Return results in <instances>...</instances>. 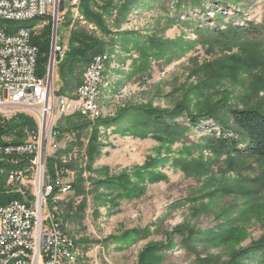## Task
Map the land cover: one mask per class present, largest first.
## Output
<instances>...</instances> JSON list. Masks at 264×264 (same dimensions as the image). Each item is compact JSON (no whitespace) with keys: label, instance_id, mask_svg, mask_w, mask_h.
I'll return each mask as SVG.
<instances>
[{"label":"rangeland","instance_id":"1","mask_svg":"<svg viewBox=\"0 0 264 264\" xmlns=\"http://www.w3.org/2000/svg\"><path fill=\"white\" fill-rule=\"evenodd\" d=\"M71 2L59 0L57 5L66 14L57 23L62 46L67 47L69 31L77 25L103 40L109 55L99 78L100 116H71L56 124L61 132L57 153L61 163L72 168L64 174L70 183L78 176L82 181L77 190L61 196L56 207L63 230L75 241L79 263L138 264L141 252L156 244L171 249L146 256V264H196V258L226 262L264 237L263 162L212 152L200 143L205 127L173 141L142 133L129 112L123 123L108 128L100 123L124 109L171 111L184 98L194 110L227 91L231 105L264 106V73L258 69L224 77L201 91L191 89L198 83L194 74L205 64L216 68L234 56L264 61V44L259 47L242 38L215 42L200 31L248 23L264 27V0H199L195 6L135 0L121 22L116 23L115 12L106 20L112 34L105 37L80 15L79 3L77 16L70 11ZM49 22V16L36 23L0 19V28L32 26L34 36H40ZM56 80L54 69V90ZM91 138L99 154L89 163ZM54 154L49 151L47 160ZM120 176L126 191L108 184Z\"/></svg>","mask_w":264,"mask_h":264},{"label":"trees","instance_id":"2","mask_svg":"<svg viewBox=\"0 0 264 264\" xmlns=\"http://www.w3.org/2000/svg\"><path fill=\"white\" fill-rule=\"evenodd\" d=\"M119 1L79 0L78 9L84 20L93 24L102 36H111L112 31L107 27L106 20L111 18L115 12L116 23L118 24L126 17L135 2V0ZM177 2L178 5L190 3L195 6L199 0H177ZM178 5H176L177 9L180 7ZM59 11L63 12L60 7ZM66 13L69 14L68 11ZM36 20H32V22L36 23ZM6 23L9 24L10 22ZM31 27L23 28L29 29L30 44L38 50L35 73L37 77L41 78L45 73L44 67L49 55L51 22L48 23L45 31L40 36H34L30 30ZM218 27L202 28L200 31L206 38L215 42L228 44L242 38L259 47L264 44V27L262 26L248 23L245 27L232 26L228 27L227 30H219ZM103 52H105L103 40L77 28V25H75L69 31L66 52L55 65L57 78L55 87H58L54 90L55 95L72 97L80 85L82 74L92 57ZM214 66L216 68L210 64H205L197 69L194 75L198 83L191 88L193 91L209 88L224 77H237L241 71L250 73V71L258 69L264 73V61H260L255 57H248L246 61L236 58V56L225 57L218 65ZM229 98L230 93L228 91L224 92L222 98L218 101L199 104L194 110L189 109L190 101L185 100V98L178 102L171 111H161L150 106L124 109L115 118L106 119L100 123L105 128L114 126L119 122L123 123L125 120L123 115L129 112L136 121L135 123L141 126L142 133L173 141L186 136L191 129L205 127L204 134L200 137V143L212 152L240 160H255L264 163V106L241 102L239 108L231 105L228 102ZM206 123H209V125L204 126ZM35 128L33 120L23 114H18L8 120L0 118V147L22 144L26 140L27 134L34 131ZM9 137H12V139L6 142L5 138ZM95 143L94 138L89 140L87 150L89 163L99 154L93 148ZM60 157L61 153L59 152L47 160V171L51 178L54 177L57 169L62 170L63 173L72 170L71 164H62ZM18 160L21 161L15 167L10 163L0 162V171L10 168L20 169L25 163V159L19 157ZM5 175V172L0 174V205H5L11 201H23L18 192L6 189ZM114 180L116 182H109L108 184L123 188L125 191L129 189L122 185L121 176L114 178ZM81 182L78 176L76 182L71 183V190H77ZM51 184L54 187L53 196H55L58 194L59 183ZM170 249L171 247L167 244L148 246L139 255L138 264H146V256L158 254L164 250L169 251ZM195 260L196 264H264V237L252 243L249 247L234 252L226 262H219L215 258H196Z\"/></svg>","mask_w":264,"mask_h":264},{"label":"built area","instance_id":"3","mask_svg":"<svg viewBox=\"0 0 264 264\" xmlns=\"http://www.w3.org/2000/svg\"><path fill=\"white\" fill-rule=\"evenodd\" d=\"M59 0H0V12L24 14L46 10L51 12L49 55L44 67L46 79L35 77V60L38 50L30 44V31L14 36H4L0 31V118L7 120L17 114L31 118L35 130L28 133L27 141L20 145L0 147V162H17V156H25V170L7 173L9 185L16 188L23 201L0 206V264H70L71 245L75 241L61 230L58 215H51L48 203H59L60 197L71 190V183L62 170H55L53 178L47 171L44 151H59L56 140L61 136L57 121L71 116L97 119L93 108L95 74L103 69L104 53H101L84 70L85 85L72 97L70 106H63L61 96L50 99L54 69L64 47L57 33L61 12ZM79 3V0H72ZM85 23V22H84ZM58 110V118H49V111ZM48 121H55L54 143H46L45 130ZM50 183H59V196L49 197Z\"/></svg>","mask_w":264,"mask_h":264},{"label":"bare ground","instance_id":"4","mask_svg":"<svg viewBox=\"0 0 264 264\" xmlns=\"http://www.w3.org/2000/svg\"><path fill=\"white\" fill-rule=\"evenodd\" d=\"M77 5H78V3H72V7H71V10H70L76 16H77V12H76V6ZM48 16L51 18V12L50 11H46V10L29 11V12H24V14H19V15L0 12V19L1 20H3V21H12V22H27V21H32V20L48 17ZM64 17H65V12L61 13L60 22L64 20ZM79 18L81 19V17H79ZM0 31H3L4 36H14V35L19 34V32H21V31H29V30L26 29V28H19V29H16L14 31H10V30H2L0 28ZM65 52H66V48H64L63 54ZM100 54L101 53H99V54H97V55L92 57V59L90 60V62L87 65L86 70H89L90 64L95 63V61H97V59H98ZM62 56L63 55H61L60 57H62ZM60 57H58V59ZM108 57H109V55L105 52L104 53V60H103V69H98L97 74H95V92H94V97H93V108H94V112L98 116H100V108H99V105H98V99H99V78L101 77L102 71L104 70V64L108 60ZM35 66H36V60H35ZM35 77L38 78V79H46V72L44 73V75L41 78L37 77V75L35 73ZM83 85H85V78H84L83 82L77 87L75 92L73 93V95H72L73 97L77 96V93L82 90V86ZM58 97L59 96L55 95L54 88H53L52 91H50V99H58ZM61 99H63V106H70V104L72 103V98H69V97H66V96H61ZM49 118H58V110L49 111ZM54 128H55V121H48V124H46V130H45L46 143H54ZM19 157H21L22 159H25V156H17V158H19ZM48 157H49V151H44V158H48ZM20 161L21 160H18L17 162L10 163V164L15 167L16 164L20 163ZM24 170H25V163L22 165V167L20 169H18V168H10L8 170H5V174H6V181L5 182H6V185H9V176H8L7 173H17V172L24 171ZM53 192H54V187L50 183L49 197H58L59 190H58V194L55 195V196H53ZM15 202H17V201H11L9 203H15ZM7 204H5V205H7ZM57 204L58 203H48V211H50L51 215H57L56 214ZM0 206H3V205H0ZM58 225H61V230H63V226L60 223L59 219H58ZM70 264H80L79 260H78L76 244H72L71 245Z\"/></svg>","mask_w":264,"mask_h":264}]
</instances>
